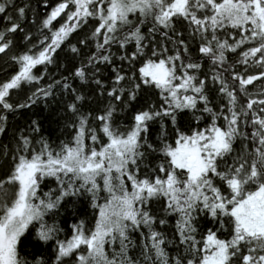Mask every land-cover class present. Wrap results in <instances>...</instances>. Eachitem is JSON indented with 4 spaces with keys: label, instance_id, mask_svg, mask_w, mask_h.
I'll use <instances>...</instances> for the list:
<instances>
[{
    "label": "snow or ice",
    "instance_id": "1",
    "mask_svg": "<svg viewBox=\"0 0 264 264\" xmlns=\"http://www.w3.org/2000/svg\"><path fill=\"white\" fill-rule=\"evenodd\" d=\"M0 264H264V0H0Z\"/></svg>",
    "mask_w": 264,
    "mask_h": 264
},
{
    "label": "trees",
    "instance_id": "2",
    "mask_svg": "<svg viewBox=\"0 0 264 264\" xmlns=\"http://www.w3.org/2000/svg\"><path fill=\"white\" fill-rule=\"evenodd\" d=\"M59 135V133H57ZM55 139V137H54ZM46 190V189H45ZM91 210L89 209V212ZM35 248L33 247V242H27L25 243L23 249H22V256H24L26 259H31V255L35 252Z\"/></svg>",
    "mask_w": 264,
    "mask_h": 264
}]
</instances>
